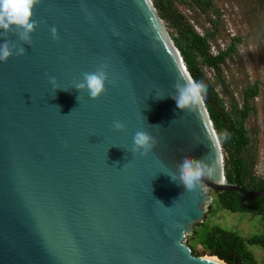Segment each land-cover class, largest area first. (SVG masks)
Masks as SVG:
<instances>
[{
  "label": "water",
  "instance_id": "1",
  "mask_svg": "<svg viewBox=\"0 0 264 264\" xmlns=\"http://www.w3.org/2000/svg\"><path fill=\"white\" fill-rule=\"evenodd\" d=\"M33 19L31 46L7 36L26 54L0 62V264H228L186 239L210 191L264 189L227 181L203 97L177 108L173 85L192 76L153 1L41 0ZM101 64L105 93L72 89ZM138 130L157 141L146 156L130 151ZM182 156L211 165L192 192L167 175Z\"/></svg>",
  "mask_w": 264,
  "mask_h": 264
},
{
  "label": "trees",
  "instance_id": "2",
  "mask_svg": "<svg viewBox=\"0 0 264 264\" xmlns=\"http://www.w3.org/2000/svg\"><path fill=\"white\" fill-rule=\"evenodd\" d=\"M152 1L168 29L176 30V34L170 32V36L192 78L203 81L206 85V92L202 97L226 156L224 169L227 181L248 192L263 190L264 178L256 175L255 161L244 156L252 143L245 124L249 114L253 111L251 103L259 95V88L254 86L245 90L243 108H240L238 104H233L229 111L226 107L228 103L223 97H227L225 89L228 86L225 80L220 79L221 67L228 58H233L237 54V46L241 43V39L233 38L232 45L226 50H219L218 54L214 55L212 52L213 35L208 31L201 35L184 20L179 12L174 10V4L182 0ZM193 1L202 6L204 11L209 5L208 0ZM205 67L212 69L216 76L219 75L217 84L208 77L204 71ZM217 86L224 88L223 92H218ZM214 206L233 214H250L260 217L264 223V198L247 200L235 192L216 193L210 214ZM189 242L195 256H218L228 264H256L254 253L249 248L258 247L264 251V234L246 239L236 232L219 226L210 228L207 221L196 225ZM198 245L204 250L201 254L197 252Z\"/></svg>",
  "mask_w": 264,
  "mask_h": 264
},
{
  "label": "rangeland",
  "instance_id": "3",
  "mask_svg": "<svg viewBox=\"0 0 264 264\" xmlns=\"http://www.w3.org/2000/svg\"><path fill=\"white\" fill-rule=\"evenodd\" d=\"M206 11L193 0H182L174 4V10L197 32L204 35L206 31L213 35L212 52L218 54L219 50H226L232 45L233 38L241 39L237 46V54L228 58L221 67L220 79L225 80L228 88L224 97L227 110L231 111L233 104L243 108L244 91L258 86L259 95L252 101L253 111L249 114L245 129L251 139V145L244 153L245 157L252 158L255 163L256 175L264 178V0H208ZM166 25V24H165ZM167 27V25H166ZM176 34V30L168 29ZM208 77L217 84L214 71L205 67ZM224 88L217 86L218 92ZM232 104V106H231ZM223 150V149H222ZM224 161L225 153L223 150ZM215 192L210 195L215 200ZM213 205V204H212ZM203 218L210 228L219 226L223 229L236 232L244 238H251L264 234V223L260 217L250 214H233L214 206ZM197 224L194 225L196 228ZM190 236L186 239L189 246ZM254 253L256 264H264V251L258 247H250ZM197 252L203 253V248L198 245Z\"/></svg>",
  "mask_w": 264,
  "mask_h": 264
},
{
  "label": "clouds",
  "instance_id": "4",
  "mask_svg": "<svg viewBox=\"0 0 264 264\" xmlns=\"http://www.w3.org/2000/svg\"><path fill=\"white\" fill-rule=\"evenodd\" d=\"M40 2L41 0H0V39H4V42L0 43V62H7L13 55L23 56L26 54V49L22 45H17L12 40L7 39V36L12 33L23 44L32 45V34L40 23L33 19L34 9ZM50 32L53 39H59L56 27H52ZM107 68V64H101L94 72H83L81 74L82 79L73 81L72 89L77 90L79 94L87 92L91 99L99 98L106 92V84L111 82ZM49 83L55 92L57 90L69 91L62 88L55 77H49ZM173 88L175 93L172 95V99L176 101L177 108L180 110L198 103L206 92V85L203 81H197L191 77L183 76V74L178 75ZM156 98L162 99L164 96L157 95ZM77 100L79 101V95ZM150 126L161 128L160 125ZM113 128L117 131H124L126 125L121 121H114ZM156 143V139L150 132L138 130L133 136L130 151L133 154L146 156L153 150ZM176 170L175 175H167L173 182L179 181L182 183L185 191L192 192L197 189L202 179L211 171V165L205 157L196 160L188 156H182L176 165ZM155 200L161 206L166 207L160 200Z\"/></svg>",
  "mask_w": 264,
  "mask_h": 264
}]
</instances>
